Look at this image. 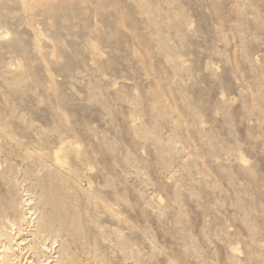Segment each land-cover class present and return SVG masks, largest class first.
Returning <instances> with one entry per match:
<instances>
[{"label": "rangeland", "instance_id": "obj_1", "mask_svg": "<svg viewBox=\"0 0 264 264\" xmlns=\"http://www.w3.org/2000/svg\"><path fill=\"white\" fill-rule=\"evenodd\" d=\"M61 241V264H264V0H0V246Z\"/></svg>", "mask_w": 264, "mask_h": 264}, {"label": "bare ground", "instance_id": "obj_2", "mask_svg": "<svg viewBox=\"0 0 264 264\" xmlns=\"http://www.w3.org/2000/svg\"><path fill=\"white\" fill-rule=\"evenodd\" d=\"M10 205V204H9ZM13 207L12 206H9L8 207V209L6 208V210H5V213H4V215H3V218H12L13 217ZM42 225V222H40L39 220L36 222V224H35V232L32 234V240H34V238H35V236L37 235V229L39 228V226H41ZM24 229L22 228V225L21 226H19V228H18V231H17V233L16 234H18V236L21 234V232L23 231ZM46 231H48L47 229L44 231V232H46ZM41 232V230L40 231H38V233H40ZM46 233H44V234H42V236L43 235H45ZM45 237H46V235H45ZM25 240V239H24ZM43 240V239H42ZM23 242V241H22ZM45 243V242H44ZM0 244H1V242H0ZM46 244V243H45ZM64 243H63V241H61L60 242V244H59V246H58V249H57V251H56V253L58 254V260L56 261V263L55 264H61V262L65 259L64 257H65V255H64V253H63V249H64ZM13 247V246H12ZM0 248L2 249L3 248V250L0 252V264H14L13 263V259H12V257L13 256H16L15 258H18V255H16L15 253H12L11 255L10 254H7L6 253V248H7V246L6 245H1L0 246ZM53 249V248H52ZM1 253H3V254H1ZM50 256V255H49ZM52 256V255H51ZM50 257H47V259H49ZM47 261V260H46ZM39 263L38 264H40V261H38Z\"/></svg>", "mask_w": 264, "mask_h": 264}]
</instances>
